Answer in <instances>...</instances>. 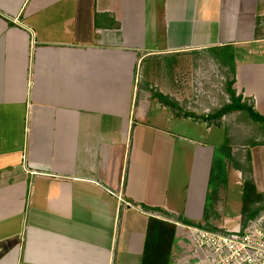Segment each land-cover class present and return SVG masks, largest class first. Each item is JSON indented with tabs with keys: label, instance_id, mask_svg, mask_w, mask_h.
Listing matches in <instances>:
<instances>
[{
	"label": "crops",
	"instance_id": "crops-1",
	"mask_svg": "<svg viewBox=\"0 0 264 264\" xmlns=\"http://www.w3.org/2000/svg\"><path fill=\"white\" fill-rule=\"evenodd\" d=\"M226 50L264 116V0H0V264H191L218 153L193 124L226 115L143 65Z\"/></svg>",
	"mask_w": 264,
	"mask_h": 264
},
{
	"label": "rangeland",
	"instance_id": "rangeland-1",
	"mask_svg": "<svg viewBox=\"0 0 264 264\" xmlns=\"http://www.w3.org/2000/svg\"><path fill=\"white\" fill-rule=\"evenodd\" d=\"M227 54L234 55L230 50H226ZM232 52V53H231ZM223 53V52H222ZM237 61H257L260 60L259 55L248 54L244 50H236ZM235 55V56H236ZM231 58V56H229ZM219 57L215 52L178 56L173 58H149L143 65V73L150 77L153 82H162L166 88L171 84L174 88H178L181 96V104L189 111H197L199 113H207L214 111L218 107L229 103L231 99L228 90L230 80L234 78L232 66L229 63L219 62ZM233 59V58H231ZM231 59L229 61H231ZM143 82H147L145 78ZM148 83V82H147ZM237 92V90H236ZM238 94V92H237ZM243 96L244 94L240 93ZM187 96H189L187 98ZM247 102V100L245 99ZM250 101V100H249ZM172 109L163 110V116L169 115ZM159 111L153 109L151 111V122H156ZM162 116V117H163ZM225 126L223 128L214 127L209 133L205 130V126L193 124L195 127L194 134L205 135L206 140L217 146V156L225 159V166L220 181H216L220 197L218 202L210 209V217L208 222L211 226L217 228L225 227L227 229H235L241 226L243 221L242 209L244 205V182L246 180L256 181L255 169H260L259 165L264 162L262 151L264 149V124L255 122L246 111H234L225 116ZM187 123L192 125L190 121L181 120L178 124ZM192 131V128H189ZM181 132V130H178ZM258 142V144H254ZM228 143L233 149V155L236 161H239L245 170L241 171L234 167L233 161L229 160L220 148ZM249 152L252 161L248 160ZM254 152L256 160L254 161ZM251 167L252 171L247 168ZM259 186V181L255 182ZM187 185V184H186ZM264 186V181L261 180ZM210 203V202H209ZM205 223V222H203ZM206 224V223H205Z\"/></svg>",
	"mask_w": 264,
	"mask_h": 264
},
{
	"label": "built area",
	"instance_id": "built-area-1",
	"mask_svg": "<svg viewBox=\"0 0 264 264\" xmlns=\"http://www.w3.org/2000/svg\"><path fill=\"white\" fill-rule=\"evenodd\" d=\"M191 264H264V211L238 228L188 226Z\"/></svg>",
	"mask_w": 264,
	"mask_h": 264
},
{
	"label": "trees",
	"instance_id": "trees-1",
	"mask_svg": "<svg viewBox=\"0 0 264 264\" xmlns=\"http://www.w3.org/2000/svg\"><path fill=\"white\" fill-rule=\"evenodd\" d=\"M227 52V51H225ZM234 57V55H230L227 53H223L222 55H219L221 62L228 63L231 58ZM232 68V67H231ZM232 71L234 72V68H232ZM235 73V72H234ZM235 83V78L230 80L229 83V92L231 95V101L229 103L224 104L221 108L215 109L212 113L205 114V115H197L195 113H187L186 116L193 117L196 120H202L207 121L209 124H214L216 126L222 125V119L225 115L234 112V111H246L250 118L254 120L255 122L264 124V116H262L260 113L256 111L252 106L248 105L246 101H243V96L238 95L236 90L233 88V85ZM165 99V103L169 106H172L173 108L178 107V103L176 101H172L169 98L163 97ZM264 144V142H262ZM254 144H258V142H255ZM220 151L225 153L226 157L233 161L234 167L238 170H245V167L239 162L236 161L233 155V149L232 147L226 143L224 146L220 148ZM225 159H223L220 156H216L214 159L212 171H211V178H210V191L208 193V204L206 205L205 212H204V222H194L191 220H184L188 222V224H194L203 226L206 228H213L210 223L208 222V218L210 217V209L214 207V205L218 202L220 193L218 190V186L216 184V181H220L222 177V173L225 166ZM248 160L252 161L251 153L249 152ZM248 170L252 171L251 167L248 166ZM244 205L242 209V215H243V221L242 224L245 225L250 219H253L257 217L262 211H264V191L261 192L258 190L256 183L254 180H246L244 182ZM210 202V203H209Z\"/></svg>",
	"mask_w": 264,
	"mask_h": 264
}]
</instances>
